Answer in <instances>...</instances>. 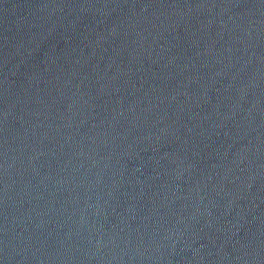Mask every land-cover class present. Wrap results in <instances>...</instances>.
Returning <instances> with one entry per match:
<instances>
[{"label":"water","instance_id":"water-1","mask_svg":"<svg viewBox=\"0 0 264 264\" xmlns=\"http://www.w3.org/2000/svg\"><path fill=\"white\" fill-rule=\"evenodd\" d=\"M0 264H264V0H0Z\"/></svg>","mask_w":264,"mask_h":264}]
</instances>
